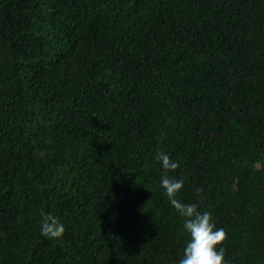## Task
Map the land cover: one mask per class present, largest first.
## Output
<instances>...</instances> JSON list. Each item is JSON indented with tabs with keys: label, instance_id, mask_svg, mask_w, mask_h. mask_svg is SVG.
Segmentation results:
<instances>
[{
	"label": "trees",
	"instance_id": "trees-1",
	"mask_svg": "<svg viewBox=\"0 0 264 264\" xmlns=\"http://www.w3.org/2000/svg\"><path fill=\"white\" fill-rule=\"evenodd\" d=\"M158 152L264 264V0H0V264H179Z\"/></svg>",
	"mask_w": 264,
	"mask_h": 264
},
{
	"label": "clouds",
	"instance_id": "clouds-1",
	"mask_svg": "<svg viewBox=\"0 0 264 264\" xmlns=\"http://www.w3.org/2000/svg\"><path fill=\"white\" fill-rule=\"evenodd\" d=\"M155 159L161 162L165 171L161 180L164 194L178 214L184 218L183 227L190 234L179 264H227L224 248L218 247L226 240L225 229L217 228L211 213L198 210L196 203H182L177 199L178 193L184 187V181L170 177L167 173L176 170L179 164L173 162L170 156L163 152H158ZM195 191L202 193L203 188H197ZM42 216L40 234L50 240L62 239L66 227L60 219L52 215Z\"/></svg>",
	"mask_w": 264,
	"mask_h": 264
}]
</instances>
